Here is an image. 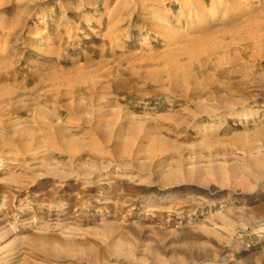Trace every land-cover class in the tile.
Wrapping results in <instances>:
<instances>
[{
	"label": "rangeland",
	"instance_id": "1",
	"mask_svg": "<svg viewBox=\"0 0 264 264\" xmlns=\"http://www.w3.org/2000/svg\"><path fill=\"white\" fill-rule=\"evenodd\" d=\"M263 126L264 0H0V264H264Z\"/></svg>",
	"mask_w": 264,
	"mask_h": 264
},
{
	"label": "bare ground",
	"instance_id": "2",
	"mask_svg": "<svg viewBox=\"0 0 264 264\" xmlns=\"http://www.w3.org/2000/svg\"><path fill=\"white\" fill-rule=\"evenodd\" d=\"M164 12V11H163ZM164 15V14H163ZM168 15H167V13L165 14V17H162L161 18V20L162 21H165L166 23L168 22ZM202 19V18H201ZM197 22V21H196ZM164 25V24H163ZM248 29V28H247ZM176 37V36H175ZM181 37L182 36H177V40H181ZM172 38H174L173 36H170V38L167 40V42L165 43V45L166 46H169L170 45V40L172 39ZM188 38V37H187ZM170 47V46H169ZM221 58H219L218 60H220ZM220 61H222V60H220ZM223 62V61H222ZM175 65V64H174ZM168 70H167V72H168V77H175V78H179V76H180V73L182 72V70H184L183 68H179V65L177 66H173V67H171L170 69L169 68H167ZM180 69V70H179ZM211 111H213L212 109H211ZM210 112V111H209ZM231 112V111H230ZM230 114H233V113H230ZM246 113H243L242 111L241 112H238V113H235V115H237L238 117H240V116H246L245 115ZM251 114V113H250ZM234 115V114H233ZM140 124V123H139ZM264 127V126H263ZM146 129H147V127H146ZM148 131H146L145 129H144V126H140V125H133V126H129V127H127V126H125V127H119V128H117V129H110V130H106V128H103V130L101 131V134H102V136H105L104 138H108V139H111L112 137H120L122 134H125V133H130V134H134V135H137V136H139V135H147V133L146 132H149V129H147ZM58 132V131H57ZM60 133V132H59ZM55 134V133H54ZM98 134H99V132H98ZM56 135V134H55ZM59 135H61V133L59 134ZM32 136V135H31ZM36 136V135H35ZM25 137V136H24ZM23 137V138H24ZM52 137V136H51ZM54 137V136H53ZM58 137V136H57ZM56 138V137H55ZM59 138V137H58ZM57 139V138H56ZM54 140V139H53ZM62 140V139H61ZM62 142V141H61ZM71 142L72 141H70L69 139H65V140H63V143H62V146L64 147V149H66L68 152H70V153H72V150H73V152H74V149H77L78 147H80V145H77V144H71ZM18 146V145H17ZM20 146L24 149V150H21V153H23L24 155H25V152L26 153H28V152H31V155H33V156H40V154L39 153H41V151L40 150H42V148H43V145L41 144V143H36L35 144V146H33L32 144H31V142L29 141V143H21L20 144ZM19 148V147H18ZM148 146L145 148V150L146 151H149V153H152L154 150L152 149V148H149V150H148ZM63 149V150H64ZM23 151V152H22ZM28 151V152H27ZM3 157V156H2ZM36 159H37V157H36ZM35 159V160H36ZM9 160V159H8ZM25 160V157H24V159H23V162H27V161H24ZM0 161H1V155H0ZM11 161H15L14 159H10V162ZM17 161H18V159H17ZM41 162H42V168H48L49 167V161H48V159L47 158H43L42 160H41ZM255 165H256V167H257V169L259 170V171H261V172H264V163H258L257 161L255 162ZM40 166V167H41ZM29 167V166H28ZM27 167V168H28ZM51 167V166H50ZM32 168V167H31ZM34 168H36V167H34ZM34 170V169H33ZM36 170H38V168H36ZM50 173H52V172H50ZM56 173V172H55ZM57 175H58V173H56ZM77 174V173H76ZM39 175V174H38ZM41 175H42V173H41ZM51 175H55V174H51ZM62 175H64L63 173H62ZM86 175V174H85ZM65 177H66V175H65ZM58 194V193H57ZM2 229H0V231H1ZM4 231V230H3ZM2 231V232H3ZM5 233V232H4Z\"/></svg>",
	"mask_w": 264,
	"mask_h": 264
}]
</instances>
